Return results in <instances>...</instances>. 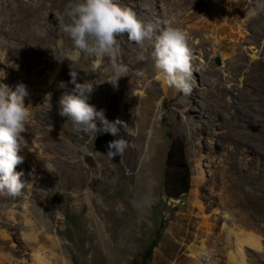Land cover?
Segmentation results:
<instances>
[{
  "label": "rangeland",
  "instance_id": "rangeland-1",
  "mask_svg": "<svg viewBox=\"0 0 264 264\" xmlns=\"http://www.w3.org/2000/svg\"><path fill=\"white\" fill-rule=\"evenodd\" d=\"M54 1L0 0V6L42 4L39 23L56 36L55 48L65 37L58 35L62 31L57 16L64 14L69 0ZM240 1L237 6L229 0L228 9L220 13L211 0L160 1L163 15L177 13V27L200 40L196 48L188 46L190 54L211 71L196 78L190 94L162 82L156 73L137 75L150 60L137 61L145 47L129 41L126 33L117 37L121 51L128 53L125 62L134 91L150 95L155 103L157 180L152 196L141 202L143 216L129 213L120 182L121 176L130 174L127 152L138 147L137 128L128 122L129 135L118 124L116 136L98 132L94 138L61 116L54 100L41 99L39 106L31 107L27 131L22 133L29 148L18 153L24 157L21 178L28 182L20 198L29 207L35 234L59 240L56 247L44 239L39 242L49 264H264V10L257 15L247 0ZM117 2L150 22L146 0ZM259 5L263 7L264 0ZM245 13L253 14L250 22H241ZM235 14L242 16L240 21ZM0 19L6 32L8 25L1 26ZM26 20L27 30L36 27L29 17ZM0 38L2 44L13 42L4 33ZM31 41L21 35L15 41L18 56L0 57V81L4 63L25 76L31 74L30 64L41 58H27L33 51ZM54 54L55 64L62 65L66 58L57 60L61 56ZM44 72L54 73L55 68ZM68 73L63 74L69 77ZM107 87L110 94L119 93L122 80L117 87ZM58 91L62 94L64 89ZM141 107L140 102L134 105L136 110ZM124 110L129 114L128 107ZM95 122L101 127L99 120ZM103 135L101 141L127 140L117 161L97 149ZM74 164L81 165L79 174L84 176L78 183L73 180ZM183 179L186 192L179 194ZM83 200L95 212V228L77 206ZM0 207L10 210L13 205L5 201ZM251 238L259 247L248 245ZM14 249L8 252L16 255L18 264L32 263L28 256L22 261Z\"/></svg>",
  "mask_w": 264,
  "mask_h": 264
},
{
  "label": "bare ground",
  "instance_id": "bare-ground-1",
  "mask_svg": "<svg viewBox=\"0 0 264 264\" xmlns=\"http://www.w3.org/2000/svg\"><path fill=\"white\" fill-rule=\"evenodd\" d=\"M56 1L58 0H55L54 2ZM146 1L150 22H155L159 19L164 23H170L177 26L179 19L178 14L170 13L166 9L168 15H163V8L160 5V1L162 0ZM203 1H206L207 3L210 2V0ZM211 1L214 4L212 6H214L215 12L220 13L221 10L228 9V6L226 5L229 0ZM235 1V5L237 6L241 5L243 2L240 0ZM67 2L68 0H64L63 4ZM247 3L249 8H251L252 13L257 14L258 12H261V10H264V5L263 7L260 6L259 0H247ZM42 10V4L34 5V7L31 8L24 7V5L21 4L16 5L15 7L0 6V16L3 17L1 26H3V23L8 25V28L4 29L6 32H3V29L0 27V33H4V36L9 35L10 39L13 41L8 43L9 45L2 44L0 42V57L5 56L6 58L18 56L19 50L16 47L15 41L18 40L21 35L25 36V38L29 37L32 39L31 42L33 44V51L30 56H27V58L41 57L37 63L30 64L32 66V70L29 76H25L23 73L11 68L9 64L4 63L6 70L4 72V76L2 77L3 80L1 78L0 85H7L9 89L14 90L18 83H24L29 92V96L25 98L27 102L25 106L30 105L31 107L39 106L41 99L44 101L46 94L51 93L50 100L57 102L55 106L60 109L59 98L61 93L58 91L60 89L58 88V84L60 81L67 83L70 80V76L68 77L63 73L69 70L71 61L82 68L83 71H79L78 82L82 83L84 80H89L95 81L96 83L94 84L92 93L89 95L87 103L94 106L97 111H103L106 119L114 117L123 122V125L120 124L122 127H125L124 125H126L128 128L130 123L132 126L137 128V137L139 140L138 147L134 149V151L130 150L127 152V156L130 158L127 160L130 165L129 168H131L130 174L126 177L121 176L122 178L120 179V182L122 186L121 188L124 191L122 193L124 196L122 199L129 207L128 209L130 212H128L131 213L134 218L137 215L143 216L141 202H145L152 196L157 180L155 175L157 174L158 169L157 154L159 150V141L156 136L157 127L156 120L154 118V100L150 95L145 96L141 92L137 94V92L134 91L135 82L131 79L132 77H130V70H128L126 74L127 76H123L119 79L122 80V88L119 90V93L117 92L113 95L110 94L107 89V86H109L110 83L105 82L109 77V72L106 70V58L105 60H101L99 58H86L82 53L78 55L76 49L73 47L72 41L63 32H60L58 35H65L64 39L61 40L60 44H57L56 47L53 48V42L55 41L56 36L53 33L50 34L49 30L46 27L41 26L39 23ZM242 16L243 20L241 19V22H250L249 20L253 17V14L250 15L249 13H245V15L243 14ZM242 16L236 14L234 15L238 21H240ZM27 17H29V20L36 22V27H33L31 30H27ZM187 44L188 46L196 48L195 45H199L200 40L187 35ZM144 47L148 48L147 42H145ZM26 50L27 49H25V51ZM148 50L150 51V48H148ZM54 51L57 52V55H64L66 58L62 65L55 64ZM190 55L193 70L191 83L194 84L198 76L202 78L203 73L209 74L211 71H209L208 68L203 67V64L201 65L200 63H196L193 58L194 54L191 53ZM127 56L128 53H125L124 50L121 51L120 60L125 65ZM0 61L3 62L2 58H0ZM51 66L55 68V72L51 74L45 73L44 69ZM139 72L143 75L156 73L159 75L162 82H165V79L160 75L158 70L155 69L151 59L149 60L148 65L145 68L143 67L140 69ZM142 78H146V76H142ZM71 87L73 86L68 84V88L70 89ZM148 91L149 89H147V93ZM117 102H119V105L118 108H115V104ZM138 102H140L142 107L139 110H136L134 109V105ZM125 106L129 108V114L125 113ZM25 140L27 141L26 138ZM24 154L26 155L27 152L24 151ZM73 168L77 170L74 178L72 176L73 180L76 183L83 181L84 176L82 177L79 174L81 165L77 164L73 166ZM15 170L18 172L22 171L20 164L15 167L14 171ZM20 197L3 196L2 198V196H0V203L7 201L13 205L10 210H5L0 207V264H18L16 261L17 259H14L16 255H13L15 250L14 247L18 248L19 251H17V254L20 255L22 261L27 259L28 256L32 258L31 264H49L47 261L48 259L42 255L43 246H41L39 242L44 239L47 243L56 247L59 240L54 236L51 237L49 235L46 237H38V232L35 234V225L34 221L31 220L32 218L29 207ZM133 202H136V204H133ZM87 205L86 201L83 200L77 206H79L81 210L86 213L88 220L95 228L96 225H98V219L94 217L95 212L90 211V208H88ZM39 238L40 240H37ZM17 242L18 245H16ZM247 242L250 246L259 247V243L255 239L251 238ZM8 250L13 251V253H9Z\"/></svg>",
  "mask_w": 264,
  "mask_h": 264
},
{
  "label": "clouds",
  "instance_id": "clouds-1",
  "mask_svg": "<svg viewBox=\"0 0 264 264\" xmlns=\"http://www.w3.org/2000/svg\"><path fill=\"white\" fill-rule=\"evenodd\" d=\"M61 31L72 41L77 54L86 58L105 60L109 78L105 82L113 87L118 80L127 76L128 67L121 62V49L118 36L127 34V39L148 48H143L137 55L138 62L152 60L155 69L170 85L177 90L190 94L192 90V65L187 36L184 31L170 23L157 19L145 22L137 13L117 0H69L64 14L57 16ZM3 38H0L2 40ZM63 60L65 57H55ZM18 67V66H16ZM83 71L71 61L69 65L70 80L60 81L58 88L64 89L60 98V115L71 120L78 132L92 135L98 132L116 136L119 132L116 120L109 122L103 111H97L87 103L93 91L95 81L78 82L79 71ZM137 75H142L138 72ZM68 84L73 87L68 88ZM29 96L27 86L18 83L14 90L7 85H0V195L20 197L28 182L21 179L23 172L14 171L24 161L18 155L23 148H29L22 133L27 131L26 123L30 117L31 106H25V98ZM51 98L46 94L45 103ZM99 120L101 127L95 121ZM126 131H131L124 125ZM128 145L125 139H115L108 143L107 156L111 159L121 156Z\"/></svg>",
  "mask_w": 264,
  "mask_h": 264
},
{
  "label": "water",
  "instance_id": "water-1",
  "mask_svg": "<svg viewBox=\"0 0 264 264\" xmlns=\"http://www.w3.org/2000/svg\"><path fill=\"white\" fill-rule=\"evenodd\" d=\"M255 130V129H254ZM106 136V135H105ZM104 137V135L99 139L97 143V149H99L102 152L107 153L108 152V143L112 141L113 139H108V141H105L104 139L101 141V139ZM119 158V155L113 157L115 161H117Z\"/></svg>",
  "mask_w": 264,
  "mask_h": 264
},
{
  "label": "trees",
  "instance_id": "trees-1",
  "mask_svg": "<svg viewBox=\"0 0 264 264\" xmlns=\"http://www.w3.org/2000/svg\"><path fill=\"white\" fill-rule=\"evenodd\" d=\"M181 185H182L181 186V189L178 192L179 194L186 192V187H187L186 185H187V183H186V180L185 179L182 180Z\"/></svg>",
  "mask_w": 264,
  "mask_h": 264
},
{
  "label": "flooded vegetation",
  "instance_id": "flooded-vegetation-1",
  "mask_svg": "<svg viewBox=\"0 0 264 264\" xmlns=\"http://www.w3.org/2000/svg\"><path fill=\"white\" fill-rule=\"evenodd\" d=\"M181 170H184V171L187 170L186 165L184 163H182V162H181Z\"/></svg>",
  "mask_w": 264,
  "mask_h": 264
}]
</instances>
